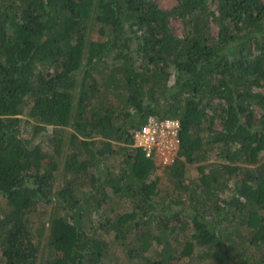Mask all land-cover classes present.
Listing matches in <instances>:
<instances>
[{
	"label": "trees",
	"instance_id": "trees-1",
	"mask_svg": "<svg viewBox=\"0 0 264 264\" xmlns=\"http://www.w3.org/2000/svg\"><path fill=\"white\" fill-rule=\"evenodd\" d=\"M149 117L179 121L166 184ZM0 196V264H264V3L0 0Z\"/></svg>",
	"mask_w": 264,
	"mask_h": 264
},
{
	"label": "rangeland",
	"instance_id": "rangeland-1",
	"mask_svg": "<svg viewBox=\"0 0 264 264\" xmlns=\"http://www.w3.org/2000/svg\"><path fill=\"white\" fill-rule=\"evenodd\" d=\"M153 1L156 3V5L159 8H161L165 11H170L172 8H174L175 6L178 5V0H153ZM261 1H262V3H264V0H261ZM168 23H169V26H170L172 32L175 35H177V36H183L184 35V33H185L184 24L179 17L171 16L168 20ZM216 31H217L216 25L213 22H211L210 23V32H211L212 36L215 37ZM91 37L93 39L98 38V33H97L96 29H94L92 31ZM173 79H174V76L172 75L170 77L169 84H171L173 82ZM213 125L215 128L221 129V124L218 120H215ZM33 126H34V122L31 119L27 118V116H21L20 130L23 133V136H26V137L31 136ZM66 131H71V130H70V128H66ZM50 133H51V126H47L45 131L40 132L37 136L34 137L33 143L42 142L43 143L42 145L45 148V150H47V151L50 150L51 146H50V143L48 142V135H50ZM120 160H121V156L115 155V156H112V157L106 159L105 162H106V165L111 166L114 171H118V169H119L118 163L120 162ZM215 160H217V158L215 157V155L213 153L207 159V161H209V162H213ZM100 165H102V164H100ZM95 170H96V167L93 165V167L90 168V171L95 172ZM155 173H156V175H158L160 177V179H161L160 181L163 184L167 183L166 174L164 173L163 168H158ZM188 174L194 175L193 172H190ZM0 205L4 206V207L6 206V200L2 196H0ZM121 209L123 211H127V210H129V207H127L126 205H123L121 207ZM49 210H50V207L48 205H39L38 210L36 211L37 213L33 214L32 218L36 221H40V219L43 220V219L47 218V213ZM104 238L107 241L111 242L113 239V234L109 233L107 235H104ZM110 252L113 255L119 256L120 259H122V261L125 260L122 252L115 245H112V247L110 248ZM46 253L47 252L45 251V246H43L42 252H41V254H39L37 264H42V261H45L46 259H48ZM114 262L115 261L112 258H109L105 264H115ZM116 264H117V262H116Z\"/></svg>",
	"mask_w": 264,
	"mask_h": 264
},
{
	"label": "built area",
	"instance_id": "built-area-1",
	"mask_svg": "<svg viewBox=\"0 0 264 264\" xmlns=\"http://www.w3.org/2000/svg\"><path fill=\"white\" fill-rule=\"evenodd\" d=\"M179 121L174 118L149 117L133 134L134 146L152 157L159 168L172 164L178 157Z\"/></svg>",
	"mask_w": 264,
	"mask_h": 264
}]
</instances>
